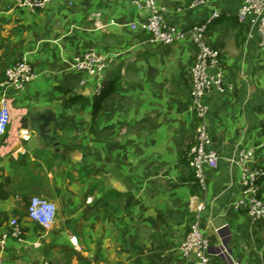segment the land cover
Listing matches in <instances>:
<instances>
[{"label": "crops", "instance_id": "0c3cea01", "mask_svg": "<svg viewBox=\"0 0 264 264\" xmlns=\"http://www.w3.org/2000/svg\"><path fill=\"white\" fill-rule=\"evenodd\" d=\"M70 1L31 13L0 0V81L21 60L35 73L21 91L0 88L10 110L0 137V182L9 192L0 200V235L12 217L24 231L23 244L9 241L4 264H193L179 246L197 217L211 264H264V221L232 209L243 199L238 168L221 160L205 168V191L192 183L194 47L148 43L147 12L131 0ZM155 1L183 28L220 12L206 40L232 89L206 97L211 148L224 158L249 150L264 170V57L254 40L237 38L243 0L184 13L181 0ZM90 49L113 55L103 86L116 88L97 112L93 82L69 68ZM32 197L56 207L46 234L27 217Z\"/></svg>", "mask_w": 264, "mask_h": 264}, {"label": "built area", "instance_id": "2783aa9c", "mask_svg": "<svg viewBox=\"0 0 264 264\" xmlns=\"http://www.w3.org/2000/svg\"><path fill=\"white\" fill-rule=\"evenodd\" d=\"M52 0H16L18 9L31 13L43 10ZM69 4L71 5V1ZM134 7L147 12L145 23L141 26L148 35L147 42L152 45H173L189 42L195 49L194 61L189 71L190 110L196 126L195 139L188 152V166L192 174V183L200 191H205V168H216L221 160L236 166L240 173V187L243 199L232 203L234 211L243 210L254 223L264 221V199L260 194V182L264 178V170L252 164L253 153L240 149L230 157L224 158L211 148V138L207 129V96L212 89L225 93L232 89L224 81L223 67L219 51L207 40L209 26L220 16L218 10L212 11L204 21L190 26L179 27L167 19V11L159 7L155 0H131ZM210 0H191L187 6L177 9L178 13L191 12L208 6ZM240 24L246 26L245 40L255 41L259 52L264 57V0H243L236 15ZM113 56V55H112ZM111 55L101 54L90 49L80 55L73 56L69 68L84 75L93 82L94 89L100 93L103 88L104 75L112 62ZM214 71V72H213ZM35 78L33 68L26 60H21L6 68L0 81V88L23 90ZM84 84V82L82 83ZM10 123V110L3 100L0 102V137L4 136ZM23 134V139L27 140ZM203 205L197 207L200 213ZM56 207L49 200L32 197L27 206V217L44 233H48L55 222ZM15 240L23 244L24 231L14 217L8 220V230L0 235V264H4V253L9 241ZM37 246V244H35ZM209 240L200 229L198 217L193 221L185 239L179 246L180 254L193 259V264H211Z\"/></svg>", "mask_w": 264, "mask_h": 264}, {"label": "trees", "instance_id": "16d2710c", "mask_svg": "<svg viewBox=\"0 0 264 264\" xmlns=\"http://www.w3.org/2000/svg\"><path fill=\"white\" fill-rule=\"evenodd\" d=\"M234 21H235V23L237 25V28H238L237 38L240 39V40H243V38L245 37L246 32H247L246 26L243 25V24H240L238 22V20H237V17L234 18ZM115 88H116L115 83H112V84H108L106 86H103V88L101 89V91L99 93V96L95 100V103H94V112H97L100 109L103 100L107 96H109L115 90ZM82 105H84V103ZM261 132L264 133V124L261 127ZM187 161H188V155H187ZM262 180H264V178ZM8 197H9V192L6 189L5 183H1L0 182V200H6V199H8Z\"/></svg>", "mask_w": 264, "mask_h": 264}, {"label": "rangeland", "instance_id": "374dc122", "mask_svg": "<svg viewBox=\"0 0 264 264\" xmlns=\"http://www.w3.org/2000/svg\"><path fill=\"white\" fill-rule=\"evenodd\" d=\"M182 1V2H181ZM178 4V6L177 7H185V6H187V4L191 1V0H181ZM5 260V259H4ZM6 260H7V258H6Z\"/></svg>", "mask_w": 264, "mask_h": 264}]
</instances>
